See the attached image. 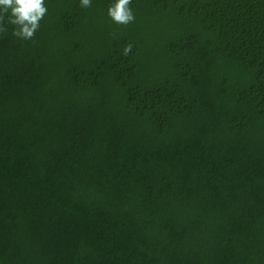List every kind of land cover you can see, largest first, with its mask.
Returning a JSON list of instances; mask_svg holds the SVG:
<instances>
[{"label":"trees","instance_id":"trees-1","mask_svg":"<svg viewBox=\"0 0 264 264\" xmlns=\"http://www.w3.org/2000/svg\"><path fill=\"white\" fill-rule=\"evenodd\" d=\"M114 2L0 21V264H264V0Z\"/></svg>","mask_w":264,"mask_h":264},{"label":"clouds","instance_id":"clouds-1","mask_svg":"<svg viewBox=\"0 0 264 264\" xmlns=\"http://www.w3.org/2000/svg\"><path fill=\"white\" fill-rule=\"evenodd\" d=\"M92 0H80L81 7H90ZM132 0H115L108 14L114 22L128 24L135 19ZM48 11L46 0H0V21L8 16V22L14 25L13 35L22 39H31L40 26V21ZM0 30H3L0 28ZM131 46L124 50L127 55Z\"/></svg>","mask_w":264,"mask_h":264}]
</instances>
